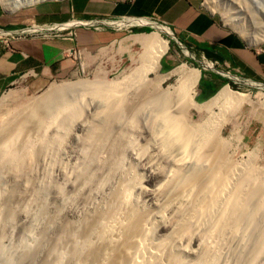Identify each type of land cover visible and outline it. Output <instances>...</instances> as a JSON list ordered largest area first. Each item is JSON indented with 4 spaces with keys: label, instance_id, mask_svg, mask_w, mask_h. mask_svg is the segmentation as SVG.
Returning <instances> with one entry per match:
<instances>
[{
    "label": "bare ground",
    "instance_id": "bare-ground-1",
    "mask_svg": "<svg viewBox=\"0 0 264 264\" xmlns=\"http://www.w3.org/2000/svg\"><path fill=\"white\" fill-rule=\"evenodd\" d=\"M41 1L44 0H0V3L4 10L13 11ZM133 22L143 25L149 21L127 20L120 25L128 28ZM236 25L247 28L241 21ZM148 35L137 38L143 49L138 55L137 70L116 80L54 84L44 95L34 99L28 113L19 115L23 118L13 119L0 129L1 142L5 141L6 134L10 139L26 134L24 128L33 129L34 125L30 128L27 123L35 111L41 115L36 123L40 129L45 119L60 112L64 114V110L79 100L82 106H92L93 121L84 138V157L74 172L76 180L89 181L94 172L102 171L105 165V173L110 174L125 158L146 170L145 179L130 171L126 182L119 181L108 197L102 199V206L92 212L91 220L81 224L59 223L58 231L49 236L42 250L40 264H261L259 262H264V167H256L252 159L242 161L233 154H226L211 116L228 114L231 117L244 105L252 111L264 109V99L255 100L250 94L234 92L224 86L203 104L197 103L194 95L199 70L183 65L167 75L159 74V61L167 51V42L158 33ZM263 37L262 31L249 40L250 44H257ZM154 73L156 75L149 79ZM171 76L176 77V82L164 88L162 83ZM67 94L69 96L65 97ZM257 94L262 97L264 92ZM56 96L64 100H58L60 104L54 108L55 112L48 115L47 110ZM11 97L9 94L4 100ZM189 108L209 114L211 121H192ZM134 122L137 138H131ZM28 138L24 143L26 148H29ZM24 161H20V167L21 162L26 166ZM154 174L159 175L156 185H144ZM37 190L35 197L44 195V189ZM147 197L153 199L157 208L147 206ZM28 204L22 209L31 215L30 223L39 221L41 216L46 222L43 228L57 217L56 214L44 215V203L36 211H30ZM152 209H158L155 218H152ZM164 227L169 229L176 249L167 250L163 255L161 243L153 241L152 231L158 232ZM39 234L43 235V230ZM23 247L25 256L37 254V246ZM259 258L262 260L256 262Z\"/></svg>",
    "mask_w": 264,
    "mask_h": 264
},
{
    "label": "rangeland",
    "instance_id": "rangeland-1",
    "mask_svg": "<svg viewBox=\"0 0 264 264\" xmlns=\"http://www.w3.org/2000/svg\"><path fill=\"white\" fill-rule=\"evenodd\" d=\"M48 1L56 0H44L39 3ZM196 2L202 9L212 13L214 18L221 25L228 30L237 33L248 44H250L251 41L249 40L251 38L256 37L262 31L264 32V0H196ZM39 3L28 6L26 5L24 7L22 6L13 11L4 10L0 3V14L3 12L4 15V17L0 20L12 19V17H14L18 23H22V27L28 26L32 9ZM240 21L245 23L247 28H239L240 25L237 26L236 24H239ZM1 23L2 21H0V30L7 31L4 30V28H1ZM157 27H159L160 30H158ZM132 28H149V31L134 32L131 30ZM259 28L261 29L258 31ZM127 30L137 33L138 35L141 34V36H144V34L153 35L158 33L162 39L166 40L167 51L160 60L167 63L168 66H170V69L166 72H161L159 68V74L167 75L168 72L183 65L187 68L200 70L199 78L202 76L201 69H204V71L219 70L221 71L220 73L223 74V77L231 81V85L225 84L218 90L224 86H228L234 92L250 94L255 100L264 99V95L261 97V95L257 94L262 91L264 92L263 89H260L255 85H248L240 79L237 80L233 71H229L227 67L215 65L213 63V59L212 62L203 60L201 55L190 48L189 45L183 42H181V44L178 43L177 37L168 27L163 25L161 27L158 25L143 27L130 26ZM260 43H264V37L262 41L257 44ZM142 53L143 49L140 46H137L134 54H132L127 60H124L119 69L113 72L97 74L94 71H83L77 77L70 80L51 81L45 88L35 92L23 86H16L5 91L0 95V129L7 126L5 124H8L13 119L19 120V118H23L19 115L28 113L27 111H30L29 107H32V104L35 102L34 99L40 95H44V93L52 85L74 83L75 81H92L96 79H121L122 77L128 75L131 71L139 68L140 64L138 59H140L139 56ZM227 71L230 72H228L229 75H227ZM155 75V73L151 74L149 79H152ZM175 82L176 77L171 76L166 78V80L162 83V86L165 88L166 86L173 85ZM197 86L195 88L194 100L197 92ZM9 94H11L12 97L4 100ZM68 96L69 95L67 94L65 97ZM54 98L53 104H51L47 110L48 115H52V113L55 112L53 111L54 108H56L60 102L64 100V97L60 98L59 96H56ZM203 103L204 102H201L199 104ZM68 109L63 111L64 114L60 112V114L55 115L51 119H45V124L42 122L44 125L40 127V129H38V124L36 125V123L38 122V116L41 117V115L39 112L35 111L32 113L33 115L30 114L32 115L30 116L31 118H28V127H32L34 125L30 134L28 132L31 130L27 131L28 129L24 128V130H26L25 132H27L26 134L20 133L22 136L16 134L17 137L14 136V138L12 136L11 139L9 134H6L5 141L1 142L0 140V163L2 164V166L0 165V264H40L43 254L42 250H45L49 242V236L58 231L59 223L71 221V223L81 224L82 221L91 220L90 216L92 217V212L97 207L102 206V201L108 197L110 191L118 184L119 181L126 182V177L130 171L132 173L133 170L135 175L140 178L145 179L147 176L145 169H143L140 165L125 160L127 159L125 158L118 169L116 168L110 174L105 173L107 166L105 165L102 171H95L93 177L89 181L76 180L74 172L84 157V138L89 131V123H91V120L93 121V109L92 106H82L79 103V100L78 103L77 101L74 102L71 107H68ZM238 110L235 112L236 115L233 114L234 116L232 115L231 117L228 114H225V116L219 115V117L211 116L215 127L219 129L218 136L225 144L224 152L228 155L233 154L235 159L242 161L252 159L251 161L256 167L262 168L264 167V109L258 108L255 111H252L248 105H244ZM70 112L72 115L69 114ZM216 113L217 109L214 110V114ZM188 115L194 122L206 120L211 121L209 114L203 111L197 112L193 108H189ZM134 124L135 122L131 125L133 126V130L130 129L131 131H134V135L131 133V138H137L138 135V130L136 132ZM220 127L222 128L220 129ZM115 128H117V126H115ZM41 129H43V131ZM24 130L22 132H24ZM28 136L30 137V143L28 142L29 148H26L24 143L26 139L28 141ZM31 137L34 138L32 139ZM40 141L42 142L39 143ZM44 142L48 143L43 144ZM23 148L29 151V153L25 152ZM30 151H32L31 154ZM2 155L4 158L1 157ZM104 155L108 156V154ZM20 161H24L25 163H23L26 166H23L21 162L20 167ZM15 168L17 169L15 170ZM158 178L159 175L154 174L150 177V182L144 183V185L147 187H151L153 185L155 186ZM82 186L83 188H81ZM86 186L87 189H84ZM37 189H44V195L41 194L40 196L38 195V197H35L38 191ZM147 200V206L157 208L153 199L147 197ZM27 202L31 207L30 211H36L38 206H41L44 203V215L50 216L51 214H56V219L51 223H47V225L49 224L48 226H45V224L43 228L42 224L46 222L41 216L38 218L39 221L34 222L35 224L33 222V224L30 223L31 215L24 212L22 209L25 205H27ZM10 212L11 216L8 217ZM156 214H158V209H152V218H155ZM38 223L39 227L37 226ZM49 227L50 229H48ZM42 230L43 235L39 234V232L42 233ZM152 233L153 241L155 243H161L160 246L162 247L161 252L163 255L167 250L172 252L176 249V244L170 237L171 233L167 227L159 229L158 232L152 231ZM159 234L161 236H159ZM31 244L34 246L33 248L37 246L35 250L37 254L27 257L22 251V249H24L23 245L32 246ZM34 255L35 258H33ZM261 260L262 258H259L256 262ZM259 263L264 264L262 261Z\"/></svg>",
    "mask_w": 264,
    "mask_h": 264
},
{
    "label": "crops",
    "instance_id": "crops-1",
    "mask_svg": "<svg viewBox=\"0 0 264 264\" xmlns=\"http://www.w3.org/2000/svg\"><path fill=\"white\" fill-rule=\"evenodd\" d=\"M30 16L23 27L14 17L0 20L1 28L13 33L0 35V95L16 86L35 92L83 71L103 74L119 69L140 46L141 34L128 31L129 27L85 24L135 19L168 27L203 60L213 59L239 78L264 84V43L248 44L196 0H56L36 4ZM61 25L64 29L56 27ZM169 69L160 60V71ZM206 71L201 69L199 80L220 87L222 82L214 76L222 77L221 71ZM213 96L198 82L195 99L199 103Z\"/></svg>",
    "mask_w": 264,
    "mask_h": 264
},
{
    "label": "water",
    "instance_id": "water-1",
    "mask_svg": "<svg viewBox=\"0 0 264 264\" xmlns=\"http://www.w3.org/2000/svg\"><path fill=\"white\" fill-rule=\"evenodd\" d=\"M120 22H122V21H120ZM120 22H118V21H113V22H110V21H108V22H103V21L102 22H89V23H86L85 25H88V26H101V25L111 26L112 25V26H116V27H121ZM152 25H158V24H155L154 22H150V21L147 24H143V25L137 24V22H133L132 23V26H152ZM158 26L161 27L162 25H158ZM56 27L64 29V25L56 26ZM157 29L160 30L159 27H157ZM4 34H13V33L12 32H8V31L0 30V35H4ZM221 75H223V74L221 73ZM227 75H229V74H227ZM235 78L237 80L240 79L242 82H246L248 85H249V83H253V85H255L257 87L258 86L264 87V84H258V83L250 82V81L244 80L242 78H239L237 76H235Z\"/></svg>",
    "mask_w": 264,
    "mask_h": 264
},
{
    "label": "trees",
    "instance_id": "trees-1",
    "mask_svg": "<svg viewBox=\"0 0 264 264\" xmlns=\"http://www.w3.org/2000/svg\"><path fill=\"white\" fill-rule=\"evenodd\" d=\"M132 31H134V32H147V31H149V28H142V29H136V28H132L131 29ZM171 44H172V42H171ZM204 74H205V72H204ZM214 76V75H213ZM214 78H216V79H218L219 81H221L222 82V85H225V84H229V85H231V81L230 80H228L227 78H223V77H221V76H214ZM199 84H200V87H205V88H207V90L211 93V94H215L216 92H217V90L222 86H220V87H218V86H214V85H211V86H207L206 84H204L203 82H201V79L199 80ZM195 101L196 102H198V100L197 99H195Z\"/></svg>",
    "mask_w": 264,
    "mask_h": 264
},
{
    "label": "clouds",
    "instance_id": "clouds-1",
    "mask_svg": "<svg viewBox=\"0 0 264 264\" xmlns=\"http://www.w3.org/2000/svg\"><path fill=\"white\" fill-rule=\"evenodd\" d=\"M151 22V21H150ZM132 27H135V26H132ZM143 27V26H142ZM180 44H181V41L180 40H177ZM200 71V70H199ZM227 74H229V73H227ZM223 77V76H222ZM225 78V77H224ZM229 80V79H228ZM199 82V81H198ZM223 86V85H222ZM216 94V93H215ZM214 94V95H215ZM209 100V99H208ZM199 103V102H198Z\"/></svg>",
    "mask_w": 264,
    "mask_h": 264
}]
</instances>
